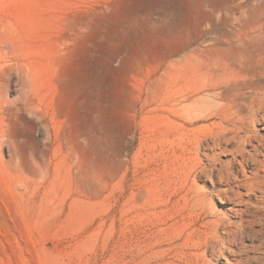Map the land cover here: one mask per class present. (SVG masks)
Segmentation results:
<instances>
[{
    "label": "rangeland",
    "instance_id": "rangeland-1",
    "mask_svg": "<svg viewBox=\"0 0 264 264\" xmlns=\"http://www.w3.org/2000/svg\"><path fill=\"white\" fill-rule=\"evenodd\" d=\"M262 138L264 0H0V264H264Z\"/></svg>",
    "mask_w": 264,
    "mask_h": 264
},
{
    "label": "bare ground",
    "instance_id": "bare-ground-1",
    "mask_svg": "<svg viewBox=\"0 0 264 264\" xmlns=\"http://www.w3.org/2000/svg\"><path fill=\"white\" fill-rule=\"evenodd\" d=\"M263 106V105H262ZM258 110H259V108H258ZM258 112V111H257ZM254 117V116H253ZM256 117V116H255ZM259 119V118H258ZM238 120V119H237ZM240 121V120H239ZM256 121V120H255ZM254 121V122H255ZM243 122V121H242ZM235 127V126H234ZM241 127V126H240ZM233 128V127H232ZM239 128V127H238ZM242 128V127H241ZM240 128V129H241ZM231 130H233V129H231ZM235 130H236V128H235ZM238 130V129H237ZM245 130V129H244ZM241 132V131H240ZM235 135V134H234ZM248 135V134H247ZM254 135V134H253ZM237 136V135H236ZM240 136V135H239ZM244 136V135H243ZM233 138H235V137H233ZM240 138V137H239ZM246 138H247V136H246ZM244 139V138H243ZM248 139V138H247ZM261 140H263L264 141V139L262 138ZM250 141V140H249ZM252 141V140H251ZM243 144V143H242ZM252 144V143H251ZM260 145H262V147H264V143L262 142V144H260ZM260 145H257V146H255V148L256 149H258L259 150V147H260ZM240 148V147H239ZM255 149V150H256ZM246 149H244V151H245ZM242 151V150H241ZM243 151V152H244ZM260 151H261V149H260ZM258 152V151H257ZM254 153V152H253ZM250 154V153H249ZM258 155V154H257ZM257 155H254V157L256 156L257 157ZM264 159V158H263ZM256 163H258V161H256ZM255 163V164H256ZM260 163V162H259ZM262 163V162H261ZM264 164V163H263ZM262 165V164H261ZM260 165V166H261ZM255 166V165H254ZM264 168V167H263ZM247 175V174H246ZM245 177V176H244ZM245 185H246V187H247V189L248 190H250V191H256V190H261V192L262 193H264V174H262V172H261V170H260V168H257L256 170H254V171H252V175L251 176H246V178H245ZM229 194V197H230V199H232V200H234V201H236L238 198H240V197H242V194L241 193H239L238 191H237V189L235 190V189H232V188H229L228 190H220L219 191V193H218V195L220 196V197H222V196H224V194ZM225 197V196H224ZM210 215V212L207 214V216H209ZM232 232V231H231ZM231 232H228V235L229 236H227V237H225L224 239H223V243H229V244H232L233 242H235L237 239L234 237V236H232L231 234H234V233H231ZM226 250V247H224V251Z\"/></svg>",
    "mask_w": 264,
    "mask_h": 264
}]
</instances>
